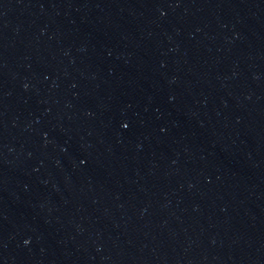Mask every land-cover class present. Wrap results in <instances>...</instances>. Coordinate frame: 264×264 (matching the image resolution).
<instances>
[{
  "label": "water",
  "instance_id": "95a60500",
  "mask_svg": "<svg viewBox=\"0 0 264 264\" xmlns=\"http://www.w3.org/2000/svg\"><path fill=\"white\" fill-rule=\"evenodd\" d=\"M0 264H264V0H0Z\"/></svg>",
  "mask_w": 264,
  "mask_h": 264
}]
</instances>
